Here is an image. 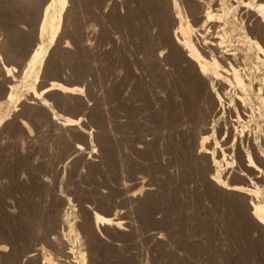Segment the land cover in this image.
Returning <instances> with one entry per match:
<instances>
[{
  "label": "rangeland",
  "instance_id": "374dc122",
  "mask_svg": "<svg viewBox=\"0 0 264 264\" xmlns=\"http://www.w3.org/2000/svg\"><path fill=\"white\" fill-rule=\"evenodd\" d=\"M109 1L110 0H69L68 9L70 8V11L68 16L64 13V17L62 19V28L60 31V35L61 33L62 35L60 36V39L54 40L52 42H48L49 36L47 34L44 36V41L49 43L46 60L41 64L39 68L40 70L38 73V78L32 76L31 79L30 77H25L24 72L27 68V65L31 62V56L34 52V48L36 50L38 48V43L40 44L39 40L36 39V36L34 35L36 33L38 24L33 25V23L27 21L26 19L23 20L24 17L15 19V21H19L18 23L14 22V24H18L16 27L19 35H21L18 40L13 41L12 44L6 49V47H3L1 44H3L7 39L8 27L6 26V22H4L2 19L3 14L0 13V53H2V58L0 59V247L4 249L7 248L8 250H6L9 251L10 245H8V243H5V237L8 235V233L16 230V220H19L22 216L23 204H31L34 209L39 207L35 211L36 215L34 214V217L36 218L35 220H39L42 216L41 219L45 221L47 219H53L56 216L57 223L59 222L57 224L59 225V227H56L54 231V235L58 236V239L55 241L46 239V241L48 240V242L43 240L44 242L42 243L44 245V250L41 253V256H38L33 260V264H41V261H44L45 257H49L53 263L56 262L57 264H76L75 261L80 258L81 252L86 253L87 258L84 264H152L153 261V264H171L170 262H172V264H249V258L250 260H254L250 261V264L252 262H254L253 264H256V258L253 255V251L250 253L252 255H247L248 252H246L250 249L249 247H252L251 241V245L247 247V244H249L248 240H252L253 242V238H251L250 236H241V224L235 219L238 218L237 220H239L241 213H244L246 210L248 211L249 206L247 205L245 207L246 204L243 201L242 205L240 199L243 198L240 194L236 195L231 193L232 196L230 198L228 192L223 193L224 191L221 192L222 189H220L216 184H210V182L208 181L209 179L207 180V175H209L208 173H210L209 171L205 172L204 177V175L201 174L200 171L198 172L194 169L190 171L191 168L187 169L184 168L185 166H182L183 164L181 163V160L179 158L180 152L177 149V143H175L176 139L178 141V138L181 137L182 130L176 129V127L179 128V126H177V123L174 129L175 122L172 123V121H174L173 117L171 120V124L173 125V127L171 129L172 125L167 121L164 122V120H162L160 116L163 114V109L166 103H171L172 101H174L175 103L177 101V103H179L178 99H181L180 102L182 101L183 90L180 82L182 80V77L184 78V76H181L183 74V69L178 70L170 64L168 65L163 63L162 67H165L167 73L162 76L164 79L160 77V79L158 80L159 77L154 73L151 74V72L145 66V51H143L145 43L141 31H143L144 29L146 33L149 32V39L151 37H154V39L157 38V34L159 33L158 31L160 30V27L162 25V21L161 19H159V16L155 15L157 11H154L155 9L152 10V8L150 10L149 8L151 5L146 0H144L145 2L141 3L142 6L138 2L139 0H132V2L131 0H129L130 2L128 0H125V2L124 0H119L118 4V0H116V3L114 2L115 0H111L110 3ZM178 2L181 7L183 21L185 22L191 20L193 23V20L195 18H193V14V16H191V12L190 10H188L185 4L186 2L184 0H178ZM143 5L146 6L144 7ZM41 6H44V3ZM81 7H83L84 9ZM212 7L213 11L214 9L216 11H214V13L218 12V14H220L221 12L222 15L223 13H225L221 9L220 5L218 6L217 4H214ZM80 11L81 13H79ZM85 13H87V15ZM133 13L134 16L130 17V15ZM129 17L131 18L130 20ZM123 18H125L124 21ZM21 19L23 22H21ZM77 19L79 22L77 21ZM116 19L118 22L116 21ZM193 24L194 27H197L195 23ZM221 24L222 25L219 26H222L224 28L217 26L215 28V26L213 25L214 27H209V31H218L217 33H223L225 35H228L230 32L229 35H234V30H232L231 27L228 26V23L222 21ZM159 25L160 27H158ZM225 25H227L228 27H225ZM71 29L72 32L70 33ZM75 29L76 31H78L77 35H75ZM139 31L140 36L138 34ZM128 36L130 37V39ZM21 37H23V39H21ZM65 38L69 41L67 45L71 51H76L77 49L79 50L80 48H82L81 42L87 43L89 40L92 46L89 45L88 42V44L85 45L86 47L84 46L82 48L85 53L89 55L87 56V60L90 58L91 61L90 62L88 60L90 64V71L87 72L88 76L85 72L82 75V78L79 77L76 80L70 64H68L65 60L63 63V59H60L61 57L56 54L58 47L60 48V46L66 44ZM56 46L57 49L55 48V51H53L52 49ZM52 51L55 52L56 55ZM253 55H259L260 57L263 56L256 51H253ZM263 60L261 59V64L257 60L253 61V74L256 75L259 73L261 75L262 73L263 75ZM258 62L259 66L255 67V65H258ZM4 63H6L7 65L12 64L16 67L15 70L13 69L14 71L10 72L11 74L9 76L6 74L8 72H6L5 69H3L4 67H2L4 66ZM57 64L58 66H56ZM53 65L54 67L56 66L57 69L59 68L56 74H53L51 71ZM260 67H263L262 70H259L261 69ZM254 69H257L258 71ZM51 80H61L63 83L68 84L75 83L74 85H77L79 88L81 87L80 90L82 92L78 96L77 94H69L67 96L60 97L58 93H51V95L49 94V96L46 94H41L42 98L41 96H38L37 99L36 97L33 98L34 96H32L31 93L33 86H37L36 89L40 91L41 88L45 87L46 84L51 82ZM9 84L12 88H10V86L8 87ZM255 86L256 85L254 84V88L248 87L249 92L253 93V97H255L256 95V93H254V89L257 90V87ZM6 88L8 90H14L13 93L17 96V98L14 97V101L7 99V94L9 92H4ZM229 88L230 87H227L225 89L226 91L224 90V92H222L221 98H218L217 96L215 98H212V100L210 97L205 98L207 100V102L205 100V108L206 110H208L207 113L213 112V114H210L213 117L212 120L208 116H205V129L209 134L208 144L210 146L212 144L213 146H211L212 148L210 149V151H216L215 153H213V157L215 154L217 155L216 157H214L216 160L220 157L218 161L221 164L217 165V168L220 169L219 175H223L222 177L224 179L222 177L221 178L225 183L232 182V184H241L242 181L243 185L248 186V184H250L249 186L254 185V187H259V192L262 191L263 193L264 173H262L261 176V171L258 170L260 173H255L254 170H249L248 167L244 165V163L242 164L246 168L244 167V169H242L243 165L239 163V160L241 162H245L248 160V163L249 159L252 156H255L256 160H254L256 161L257 165L260 166V162L262 160L254 151H252L253 148L251 150L252 141L250 142L247 138L251 137L250 140H252L253 137L257 136V134V137L264 136V113H260L261 109L262 112H264V101L259 99V104L258 102H256L258 106L262 105L260 111L259 109L256 110L257 118H250L251 120L253 119L252 121H248L250 124L247 123V120L245 121L246 123L242 121V123L247 124V129L249 128V132L247 131V129H245L244 133L243 131H241L244 127L242 128L241 125H238L236 123L241 122L239 120V115L245 118V111L239 105H237V103H234L236 102V99H238V97L235 96V93H233L234 90H229ZM114 91L117 93V96H115V98L113 97L112 99L109 98V93H112ZM90 93L92 96L90 95ZM94 98H97V100L95 101ZM106 99L107 105L104 101ZM217 99L223 101V103H220V101ZM99 101L102 103L98 107L99 111L102 106L104 107L101 110L104 115L100 112L101 117H103L101 121L104 124L103 126L106 128V131H108V133L110 132V135L107 133V135L111 137L107 139L108 142H106V140L99 132L101 131V127L98 125L97 121L93 123V120H90L91 113L89 116V111L91 112ZM229 101H232V105ZM211 103L214 106L216 104L217 108L212 106ZM93 104H95V106H93ZM222 105H225V109ZM234 107H237V110L234 109ZM232 109L234 110L231 111ZM106 110L108 113L106 112ZM258 112L260 113V115L258 114ZM236 113L238 114V116H234V114L237 115ZM217 114H219L218 117L220 119L217 118ZM229 114L231 118L228 117ZM249 115L250 112H248V116ZM258 115L263 118L262 121L260 120V117L258 119ZM72 116H74L76 120H79V125L82 127L83 132L84 130L86 131L87 138L83 134H77L68 128L66 131V128L61 127V122L65 118H69ZM221 117L223 121L221 120ZM255 119H258L257 122ZM105 120L108 124L106 122H103ZM23 121H25L27 127L23 125ZM221 121L222 123L220 124L219 122ZM112 122L115 123L113 124ZM224 123L226 126H224ZM226 123L228 124V126ZM99 124L101 125V123ZM236 125L239 127L236 128ZM251 125H255V127L258 129L254 127L256 129L255 130ZM225 128L227 129L225 130ZM251 128L253 129L251 130ZM223 129L225 130V132H223ZM219 130H221V136L225 133L223 137L219 135ZM229 130L231 131V133ZM254 132L256 133V136ZM112 133L114 136L111 135ZM123 133H125V137H130L129 143L128 139H126V142ZM174 133H176V136L174 135ZM226 133H229L230 135H226ZM234 133L236 135H234ZM243 135H247V138L243 137ZM220 137L221 139H219ZM229 137L231 138V140L233 139L231 142ZM239 137L243 139L242 144L245 147V150L247 149V146L250 147L248 151L249 153H247L246 151V154L243 156L245 160H242L240 156L237 155L239 154L237 150V148L239 147L238 142H240L241 140ZM141 139L145 141L146 144ZM166 139L169 140L167 141ZM110 142L111 144H109ZM139 142H143L142 144L144 146H147L148 144L147 147L151 149L154 154L151 153L150 156L142 157V153H138L137 151H135V149H132L136 147ZM79 143H82V145L86 147L84 153L73 152L72 149H74V145ZM112 143L113 145H115L114 147H111L113 146ZM116 143L118 145H116ZM154 149L155 151H153ZM139 154H141L142 156ZM245 156L247 157V159ZM133 158L135 159L133 160ZM238 165H240L241 167ZM238 167H240L241 169H239ZM260 167H262V169L264 168L263 162H261ZM127 168H129V171ZM235 169H238V171L236 172ZM120 172H122V177ZM262 172H264V169L262 170ZM237 173H243L244 176L241 177V175H237ZM247 177L249 178V180ZM240 178L242 179L240 180ZM251 180L252 182H250ZM207 184H210V186H208ZM212 184L215 186V189ZM146 187L148 190L146 189ZM159 187L161 188L159 189ZM210 187L213 189L214 193L212 192ZM218 188L220 190H218ZM205 189H209V191H206ZM139 190H142L143 192L140 193ZM216 191H220V193L218 192L219 196L217 194L215 195ZM134 192H136V194L138 195H136L135 198H133L134 196H132L131 194ZM204 193H206L205 195H207V199L205 198V195H203ZM222 193L223 195H221ZM227 193L229 195V200L227 197ZM147 196L150 197L149 200ZM60 197L62 199H60ZM143 197L147 198V200H144ZM232 197L234 198V200H232ZM209 198L212 200H209ZM218 198L219 200L222 199V201L224 198L225 199L223 202H221V200L219 201ZM141 199H143L144 201ZM215 199L219 202L218 204L216 203ZM31 200L33 202H31ZM253 200L255 204L256 198H252V205ZM22 201H24V203ZM225 201H231L232 204L230 205L231 207H234V210H232L231 207L229 210V203L227 202V205ZM238 201L240 203H237ZM221 203L224 205H222ZM168 204L169 206H167ZM185 205L187 208L185 207ZM239 205H241L243 208H240ZM18 206H21L22 209L18 208ZM239 209L240 211L238 213ZM38 211H40V214H38ZM94 211H98L105 215L120 217L126 222L124 224V230L116 229L113 228V226L109 225H101L100 228L102 230L98 231V229H96L93 224L92 217ZM232 211L234 214L236 213L237 217L236 215H233ZM38 216H40L39 219L37 218ZM227 218L230 219L227 220L228 222L226 221ZM233 220H235L234 223ZM212 222L213 224H215L213 225ZM14 224L16 225V227L14 226ZM221 224H223V226H220ZM238 225H240V227ZM90 228H92V233H90ZM212 228L217 229H215L217 234ZM211 229L212 231H214L213 233L212 231H210ZM57 230H59V233L57 232ZM233 231L235 234L233 233ZM166 233H168V235ZM155 235L157 237L161 236L159 237L160 239ZM166 236H168L169 239ZM222 237L223 240L226 241L227 245L223 241L221 244ZM235 237H238L239 239H235ZM211 238L213 240H210ZM218 239H220V243L217 241ZM186 240H188L187 245ZM207 241L209 242L207 243ZM211 241H214V244L210 243ZM245 242L247 244H245ZM217 243L221 247V249L219 246H215ZM6 244L8 245V247ZM232 244L234 245L232 246ZM243 244L246 250L243 247ZM207 245H210V247H208ZM213 247L214 249H212ZM218 247L219 252L218 249H216ZM215 249L216 252H214ZM241 249L243 252L245 250L246 255L243 256V253L241 254ZM65 253H69V256H65ZM249 255L252 256V258ZM220 257H222L223 259ZM226 257L229 258V261L227 262L225 260L227 259ZM241 257H244V260H241ZM1 258L5 259L4 256H2ZM233 258L234 260L231 261ZM31 263L32 261L30 262V264Z\"/></svg>",
  "mask_w": 264,
  "mask_h": 264
},
{
  "label": "bare ground",
  "instance_id": "6f19581e",
  "mask_svg": "<svg viewBox=\"0 0 264 264\" xmlns=\"http://www.w3.org/2000/svg\"><path fill=\"white\" fill-rule=\"evenodd\" d=\"M43 0H0V13L3 14L2 15V19L4 22H6V26L8 27V31H7V39L4 41L3 44H1L3 47H7L10 46L12 44L13 41L18 40L20 35L18 33L17 30V25L18 24H14L15 19L19 18V17H24V19H26L27 21L33 23V25L38 24L37 28H36V33L34 34L36 36V39L39 40L40 44L38 43V48L35 50L34 48V52L31 56V62L27 65V68L24 72L25 77H30V79L32 78V76H34L35 78H38V73H39V68L41 66L42 63L45 62L46 60V54L48 52V48H49V41L52 42L54 40H58L60 39V31H61V25H62V19L64 17V13L68 16L70 8L68 9V2L69 0H44V6H41ZM111 1V0H110ZM109 1V3H110ZM114 1V0H112ZM129 1V0H128ZM151 6H150V10L152 8V10L157 11L155 13V15L159 16V19H161L162 21V25L160 27V25L158 27H160V30L157 32V38L154 39V37H151L149 39V32L146 33V31L143 29V31H141L142 35H143V39H144V43H145V47L143 49L144 54H145V66L146 68L151 72V74H156L160 79V77H162L165 73H167V71L165 70V67H162V64H170L172 66H174L175 68H177L178 70H182L183 69V74L181 76H184V78L182 77V80L180 82L181 86H182V90H183V99L180 102V100L178 99L179 103H176L174 101V103H166V105L164 106L163 109V114L160 115L162 120L167 121L168 123L171 124V120L172 117L174 119L173 122H175L174 124V129H175V125L177 123V126H179V128L176 127V129H181L182 130V135L180 138H178V141L176 139L177 143V149L180 152V160L181 163L183 164L182 166H185L184 168H191L190 171L192 169L197 170L198 172L200 171L201 174L204 175L205 177V172L209 171L210 173H208L209 175H207V180L211 183L216 184L221 190V192L226 193L228 192L231 198V193L232 194H240L242 196L243 199H239L241 200V203L243 205V202L246 204L245 207L248 205L249 209L248 211L246 210L244 213H241L239 220H237L238 218H235L236 221H239V223L241 224V231L240 234L243 237H248L250 236L251 238H253V242L252 240H248L249 244H247L245 242V244H247L249 247L252 244V247H249L247 255L250 254L253 251V255L256 258V264H264V192L262 193V191L259 192V187H254V185L249 186L250 184L247 185H243L242 181L241 184H232V182L230 183H225L224 180H222V176L219 175V171L220 169L217 168V165L221 164L219 163L218 158L217 160L214 158L217 155L215 154L213 157V153H215L216 151H210V149L213 147L212 144L211 146L208 144L209 142V134L208 132H206L205 129V116H208L209 118H211L212 120V113H207L208 110H206L205 108V98L206 97H210L211 100L212 98H215L216 96L218 98H221V94L222 92H224V90L227 87H230L229 90H234L233 93H235V96L238 97V99H236L237 105H239L244 111H245V118L241 117L239 115V120L241 122H235L238 125L242 126V130L245 133V129H247V124H245L246 120L247 123H249L248 121L251 120L250 118H257L256 113L259 109H261L262 105H257L256 102H258L259 104V99L264 101V71H263V75L261 73V75L258 74H253V61L257 60V61H261V59L263 60L264 58V8H262L261 6L264 5V0H184L186 3V6L188 8V10H190L191 12V16L194 15L193 18H195L193 20V23H195V25L197 27H194V24L192 23L191 20L189 21H183V17L181 14V7L180 4L178 2V0H146ZM116 3V0L114 1ZM125 2V0H124ZM130 2V1H129ZM128 2V3H129ZM132 2V0H131ZM137 2V1H136ZM139 4L141 5L142 2H145L144 0H140L138 1ZM73 3V2H72ZM78 3V2H77ZM112 3V2H111ZM114 3V4H115ZM119 3V0L117 2V4ZM127 3V4H128ZM146 4V3H145ZM217 4L218 6H221V9L225 12L222 13L220 12V14L214 13L213 11V5ZM97 5V4H96ZM104 5V4H103ZM113 5V4H112ZM139 6V5H138ZM142 6V5H141ZM144 6V5H143ZM146 6V5H145ZM144 6V7H145ZM88 7V6H87ZM112 7V6H111ZM117 7V5H116ZM77 8V7H76ZM80 8V6H79ZM83 8V7H81ZM103 8V7H102ZM115 8V7H114ZM147 8V7H146ZM215 8V6H214ZM84 9V8H83ZM119 9V8H118ZM139 9V8H138ZM76 10V9H75ZM74 10V11H75ZM134 10V9H133ZM85 11V10H84ZM103 11V9H102ZM73 12V11H72ZM114 12V11H113ZM189 12V13H190ZM216 12V11H215ZM81 13V11L79 12ZM83 13V12H82ZM104 13V12H103ZM138 13V12H137ZM154 13V12H153ZM87 15V13H85ZM90 14V12H89ZM111 14V13H110ZM149 14V13H148ZM147 14V15H148ZM193 14V15H192ZM83 15V14H82ZM130 15V14H129ZM93 16V15H92ZM91 16V17H92ZM117 16V15H116ZM115 16V17H116ZM134 16V13L130 15ZM76 17V16H75ZM124 17V16H123ZM129 17V20L131 19ZM80 18V17H79ZM96 18V17H95ZM135 18V17H133ZM141 18V17H140ZM66 19V18H64ZM75 19V18H74ZM120 19V17H119ZM125 18H123L124 21ZM188 19V18H187ZM223 19V20H222ZM20 20V19H18ZM25 20V21H26ZM88 20V19H87ZM90 20V19H89ZM99 20V19H98ZM115 20V19H114ZM122 20V18H121ZM68 21V20H67ZM78 21V19H77ZM103 21V18H102ZM117 21V19H116ZM134 21V20H133ZM191 21V22H190ZM222 21H224L225 23H228L229 27H231L232 30H234V35H225V34H221V33H217L216 31L214 32H210V28L211 26H216L217 27H222L219 25H222ZM19 22V21H18ZM17 22V23H18ZM21 22L22 19H21ZM79 22V21H78ZM87 22V21H86ZM118 22V21H117ZM116 22V23H117ZM159 22V20H158ZM219 22V23H218ZM81 23V22H80ZM97 23V22H96ZM131 23V22H130ZM141 23V21H140ZM118 24V23H117ZM126 24V23H125ZM160 24V23H159ZM119 25V24H118ZM158 25V24H157ZM224 25V24H223ZM120 26V25H119ZM130 26V25H128ZM132 26V24H131ZM213 26V27H214ZM227 25H225L226 27ZM227 26V27H228ZM79 27V26H78ZM104 27V26H103ZM20 28V27H19ZM77 28V26H76ZM80 28V27H79ZM85 28V27H84ZM88 28V27H86ZM133 28V27H132ZM224 28V27H222ZM7 29V28H6ZM95 29V26H94ZM137 29V28H136ZM140 29V28H139ZM208 29V30H207ZM212 29V28H211ZM230 29V30H231ZM91 30V29H90ZM107 30V29H105ZM216 30V29H215ZM76 31V29H75ZM129 31V30H128ZM138 31V30H136ZM28 32V31H27ZM26 32V33H27ZM72 32V29L70 30V33ZM77 32V33H76ZM75 32V35L78 34V31ZM87 32V31H86ZM85 32V33H86ZM106 32V31H105ZM112 32V31H111ZM117 32V31H116ZM24 33V32H23ZM69 33V34H70ZM74 33V32H73ZM140 33V31L138 32V34ZM233 33V32H231ZM49 36L48 42L44 41V36L45 35ZM129 34V33H128ZM137 34V35H138ZM4 35V34H3ZM68 35V34H67ZM73 35V34H72ZM95 35V34H94ZM23 36V35H22ZM87 36V35H86ZM127 36V35H126ZM140 36V34H139ZM76 37V36H74ZM80 37V36H79ZM108 37V36H107ZM129 37V36H128ZM138 37V36H137ZM33 38V37H32ZM153 38V39H152ZM21 39H23V37H21ZM25 39V38H24ZM66 39V38H65ZM76 39V38H75ZM88 39V38H87ZM115 39V38H114ZM130 39V37H129ZM3 40V39H1ZM37 40V41H38ZM78 40V39H77ZM20 41V40H19ZM23 41V40H21ZM25 41V40H24ZM65 41V40H64ZM71 41V40H70ZM87 41V40H86ZM110 41V40H109ZM85 42V41H84ZM89 42V40H88ZM87 43H82V48L88 44ZM92 42V41H91ZM33 43V41H32ZM69 41L66 39V44L63 46H60V48L58 47V50L56 51L61 58L63 59V63L64 60L70 64L72 71H73V75L76 78L81 77L82 75L88 71H90V67H89V61L90 58L87 60V53H85V51L80 48L78 51H71L68 48V44ZM126 44V43H125ZM89 45L90 42H89ZM58 46V45H57ZM57 46L54 47L52 50L55 51L54 49H57ZM92 46V45H91ZM96 46V45H95ZM2 47V48H3ZM86 47V46H85ZM134 47V46H133ZM23 48V47H22ZM88 48V47H87ZM9 49V48H8ZM139 49V48H138ZM8 51V50H7ZM11 51V50H10ZM52 51V52H53ZM244 51V52H243ZM253 51H256L260 54H262L263 56L260 57L259 55H253ZM12 53V52H11ZM55 54V52H53ZM105 53V52H104ZM120 53V52H119ZM55 54V55H56ZM89 54V53H88ZM116 54V53H115ZM12 55V54H11ZM18 56V55H17ZM52 56V55H51ZM94 56V55H93ZM135 56V55H134ZM58 57V56H57ZM2 58V53H0V59ZM256 58V59H255ZM54 59V58H53ZM135 59V58H134ZM255 59V60H254ZM260 59V60H259ZM30 60V59H29ZM124 60V59H123ZM96 61V59H95ZM102 61V60H101ZM62 62V61H61ZM65 62V63H66ZM91 62V61H90ZM120 62V60H119ZM259 62L258 65L259 66ZM264 62V60H263ZM263 62H262V66H263ZM50 63V62H49ZM57 63V62H56ZM55 63V64H56ZM102 63V62H101ZM138 63V62H137ZM136 64V63H135ZM261 64V62H260ZM49 65V64H48ZM61 65V64H60ZM65 65V64H64ZM58 66V64L56 65ZM56 66L51 68L52 73L56 74V72H58L56 68ZM62 66V65H61ZM124 66V65H123ZM4 67L3 69H5L6 73L8 76L11 74L10 72L15 70V66H13L12 64L7 65L6 63H4ZM262 70L263 67H260ZM14 69V70H13ZM68 70V69H67ZM145 70V69H144ZM143 70V71H144ZM176 70V71H178ZM256 71H258L257 69H254ZM255 71V72H256ZM62 72V71H61ZM68 72V71H67ZM94 72V71H93ZM2 73V72H1ZM66 73V72H65ZM95 73V72H94ZM136 73V71H135ZM177 73V72H176ZM71 74V73H69ZM134 74V73H133ZM173 74V73H171ZM180 75V74H179ZM178 75V76H179ZM14 76V75H13ZM88 76V74H87ZM94 76V75H93ZM68 77V76H67ZM92 77V76H91ZM114 77V76H113ZM134 77V76H133ZM151 77V76H150ZM171 77V76H169ZM95 78V77H94ZM97 78V77H96ZM13 79V78H12ZM139 79V78H138ZM153 79V78H152ZM156 79V78H155ZM162 79H164L162 77ZM161 79V80H162ZM70 80V79H69ZM95 81V80H94ZM108 81V80H107ZM140 81V80H139ZM180 81V80H179ZM70 82V81H69ZM142 82V81H141ZM140 82V83H141ZM174 82V81H172ZM36 83V82H35ZM72 83V82H71ZM160 83V82H159ZM170 83V81H169ZM75 84V83H74ZM72 84H68V83H63L61 80L59 81H55V80H51V82H49L48 84H46L45 87H42L40 91H38L36 89L35 86H33V89L31 91L32 96H34L33 98L36 97V99L38 98V96H41V94H46L49 96V94L51 95V93H58L60 97H64L67 96L69 94H77V96L82 92L80 90V88L77 85ZM89 84V83H88ZM87 84V85H88ZM254 84L256 85L255 87H257V90H255L254 93H256L255 97L252 96L253 93L249 92V88H254ZM10 86V84L8 85V87ZM127 86V85H126ZM160 86V85H159ZM168 87V85H167ZM10 88H12L10 86ZM84 88V87H83ZM125 88V87H124ZM131 88V87H130ZM176 88V87H175ZM86 89V88H85ZM136 89V88H135ZM21 90V89H20ZM88 90V89H87ZM90 90V89H89ZM129 90V89H128ZM132 90V89H131ZM145 90V89H144ZM166 90V89H165ZM174 90V89H173ZM253 90V91H254ZM7 91L9 92L7 94V99L9 100H13L14 101V97L17 98V96L13 93L14 90H8L7 88L4 90V92ZM134 91V90H133ZM147 91V90H146ZM152 91V90H151ZM175 91V90H174ZM226 91V90H225ZM257 91V92H256ZM148 92V91H147ZM177 92V91H176ZM1 93V92H0ZM17 93V92H16ZM135 93V92H133ZM230 93V92H229ZM18 94V93H17ZM175 94V93H173ZM178 94V93H176ZM45 95V97H46ZM91 95V93H90ZM107 95V94H106ZM143 95V94H142ZM6 96V95H5ZM92 96V95H91ZM94 96V95H93ZM115 96H117V93L114 91L112 93H109L108 97L109 98H115ZM128 96V95H126ZM138 96V95H137ZM144 96V95H143ZM176 96V95H175ZM223 96V95H222ZM57 97V96H56ZM181 97V98H182ZM236 97V98H237ZM15 98V99H16ZM42 98V96H41ZM58 98V97H57ZM101 98V96H100ZM105 98V97H104ZM103 98V99H104ZM147 98V97H146ZM153 98V97H152ZM224 98V97H223ZM40 99V98H39ZM95 99V98H94ZM110 99V101H111ZM124 99V98H123ZM175 99V98H174ZM45 100V99H44ZM64 100V99H63ZM97 100V98L95 99V101ZM118 100V99H117ZM128 100V99H127ZM172 100V99H171ZM219 100V99H217ZM216 100V101H217ZM222 100V99H221ZM225 100V99H224ZM232 100V98H231ZM32 101V100H31ZM42 101V99H41ZM105 102L107 101L104 100ZM109 101V102H110ZM115 101V100H114ZM146 101V100H145ZM220 101V100H219ZM46 102V101H45ZM137 102V101H135ZM207 102V100H206ZM223 103V101H220V103ZM230 102V101H229ZM232 102V101H231ZM230 102V103H231ZM262 102V101H261ZM1 103V102H0ZM13 103V102H12ZM44 103V102H43ZM47 103V102H46ZM97 103V102H95ZM139 103V102H138ZM217 103V102H216ZM219 103V105H220ZM227 103V102H226ZM102 103L99 101L98 104H93V106H95L92 111H89V116L91 113V118L90 120H93V123L95 121H97L98 125L101 127V131H99L101 133V135L103 136V138L106 140V142H108V138L110 137V132L108 133V131H106V128L103 126L104 124L102 123V118L101 117V113H102V108H104L102 106V108H100V111L98 109V107L101 105ZM107 105V102L105 103ZM104 104V106H105ZM119 104V103H118ZM122 104V103H121ZM212 104V103H211ZM262 104V103H261ZM34 105V104H33ZM127 105V104H126ZM232 105V103H231ZM258 107H257V106ZM62 106V105H61ZM76 106V105H75ZM212 106H214L212 104ZM211 106V107H212ZM223 106V105H222ZM225 106V105H224ZM223 106V108H224ZM78 107V105H77ZM116 107V106H115ZM216 107V104L215 106ZM80 108V107H79ZM217 108V107H216ZM232 108V107H231ZM9 109V108H8ZM16 109V108H15ZM74 109V108H73ZM76 109V107H75ZM222 109V108H221ZM225 109V108H224ZM234 109L237 110V107ZM234 109H232L231 111H233ZM85 110V109H84ZM88 110V109H87ZM86 110V111H87ZM91 110V109H90ZM137 110V109H136ZM235 110V112H236ZM239 110V109H238ZM70 111V110H69ZM74 111V110H73ZM222 111V110H221ZM226 111V110H225ZM224 111V112H225ZM230 111V110H229ZM101 112V113H100ZM107 112V110H106ZM248 112H250V115L248 116ZM31 113V112H30ZM108 113V112H107ZM136 113V112H135ZM156 113V112H155ZM260 113H264L261 112ZM260 113L258 112V114L260 115ZM103 114V113H102ZM157 114V113H156ZM216 114V113H215ZM226 114V113H225ZM237 114V113H236ZM104 115V114H103ZM133 115V114H132ZM219 114H217V118ZM232 115V114H231ZM258 115V119L259 116ZM225 116V115H224ZM234 116H238L234 114ZM32 117V116H31ZM60 117V116H59ZM63 117V116H62ZM79 117V116H78ZM143 117V116H142ZM153 117V116H152ZM171 117V118H170ZM227 117V115H226ZM230 117V114L229 116ZM80 118V117H79ZM78 118V119H79ZM231 118V117H230ZM233 118V117H232ZM236 118V117H235ZM238 118V117H237ZM264 118V117H263ZM260 117V120L262 121V119ZM84 119V118H83ZM220 119V118H219ZM218 119V120H219ZM234 119V118H233ZM257 119V120H258ZM126 120V118H125ZM124 120V121H125ZM161 120V119H160ZM209 120V121H211ZM215 120V119H214ZM221 120L223 121L222 117ZM253 120V119H252ZM251 120V121H252ZM256 120V119H255ZM256 120V122H257ZM89 121V120H88ZM151 121V120H150ZM219 122L220 124L222 123ZM242 121H244L245 123H242ZM104 123L107 121H103ZM146 122V121H145ZM163 122V124H164ZM259 122V121H258ZM24 126L27 127V124H25V121L22 122ZM101 123V125L99 124ZM113 123V122H112ZM115 123V122H114ZM113 123V124H114ZM234 123V122H233ZM60 124V122H59ZM82 124V122H81ZM108 124V123H107ZM121 124V123H120ZM147 124V123H146ZM162 124V123H161ZM169 124V126H170ZM207 124V123H206ZM211 124V123H210ZM215 124V121H214ZM227 124V123H226ZM250 124V123H249ZM248 124V125H249ZM262 124V123H260ZM263 124H264V119H263ZM95 125V124H93ZM118 125V124H117ZM166 125V124H165ZM172 125V124H171ZM217 125V123H216ZM219 125V124H218ZM7 126V125H6ZM87 126V125H86ZM85 126V127H86ZM168 126V125H167ZM222 126V125H221ZM224 126L225 123H224ZM228 126V124H227ZM253 126V125H251ZM258 126V125H256ZM61 127L66 128L65 130L67 131L68 129H71L73 132L77 133V134H83L86 138H87V133L84 130V132L82 131V127L79 125V120H76L74 118V116L69 117V118H65L62 122H61ZM97 127V126H96ZM173 125L171 126L172 129ZM223 127V126H222ZM221 127V128H222ZM239 126L236 125V128H238ZM255 127V125L253 126V128ZM167 128V127H166ZM210 128V127H209ZM213 128V127H212ZM216 128V127H215ZM218 128V127H217ZM230 128V127H229ZM251 128V130L253 129ZM256 128V127H255ZM254 128V129H255ZM63 129V128H62ZM153 129V128H152ZM155 129V128H154ZM157 129V128H156ZM170 129V127H169ZM173 129V131H174ZM227 128H225L226 130ZM231 129V128H230ZM249 129V128H248ZM247 129V131L249 132V130ZM258 129V128H256ZM255 129V130H256ZM264 129V126H263ZM32 130V129H31ZM111 130V128H110ZM109 130V131H110ZM114 130V129H113ZM212 130V129H211ZM225 130L223 129V132H225ZM233 130V129H232ZM236 130V129H235ZM250 130V132H251ZM18 131V130H17ZM97 131V130H96ZM172 131V130H171ZM172 131V132H173ZM220 131L219 130V135H220ZM230 131V130H229ZM259 131V130H258ZM257 131V132H258ZM262 131V130H261ZM260 131V132H261ZM264 131V130H263ZM114 132V131H113ZM118 132V130H117ZM130 132V131H128ZM135 132V131H134ZM137 132V131H136ZM139 132V131H138ZM164 132V131H163ZM215 132V131H214ZM228 132V131H227ZM5 133V132H4ZM107 133L109 135H107ZM126 133V132H125ZM125 133H123L125 140L128 139V143L130 142L128 138L125 137ZM143 133V132H142ZM211 133V132H210ZM218 133V130H217ZM231 133V131H230ZM233 133V132H232ZM238 133V132H237ZM255 133V132H254ZM263 133V132H262ZM156 134V133H155ZM176 133H174L175 135ZM208 134V135H207ZM229 134V133H228ZM226 133V135H228ZM113 135V133L111 134ZM224 134H222L221 137H223ZM230 135V134H229ZM234 135H236L234 133ZM233 135V136H234ZM114 136V135H113ZM148 136V135H147ZM176 136V135H175ZM213 136V135H212ZM211 136V137H212ZM218 136V135H217ZM247 135H243V137H246ZM256 136V133H255ZM258 136V134H257ZM253 137L252 140H250V138L248 137L247 139H249V141H252V146H251V150L253 148L252 151H254L259 158L262 160L261 162L264 163V136L263 137ZM84 137V138H85ZM135 137V136H134ZM158 137V136H157ZM162 137V135H161ZM160 137V138H161ZM170 137V136H168ZM221 137L219 139H221ZM242 137V135H241ZM91 138V136H90ZM111 138V137H110ZM133 138V137H132ZM213 138V137H212ZM218 138V137H217ZM225 138V137H224ZM228 138V137H226ZM230 138V137H229ZM233 138V137H232ZM240 138V137H239ZM74 139V138H73ZM215 139V137H214ZM235 139V138H234ZM241 139V138H240ZM121 140V138H120ZM133 140V139H132ZM142 140V139H141ZM167 140V139H166ZM169 140V139H168ZM167 140V141H168ZM233 140V139H232ZM230 138V142L232 141ZM243 139L240 140V142H238L239 147L237 148L239 154H237L238 156H240V158L243 160V156L247 153H249V148L247 146V149L245 150V147L243 146ZM143 141V140H142ZM147 141V140H146ZM221 141V140H219ZM224 141V139H223ZM127 142V140H126ZM138 142V141H137ZM145 143V141H143ZM142 142V143H143ZM249 142V143H250ZM100 143V142H99ZM136 143V142H135ZM142 143L139 142V144L136 145V147L132 148L135 149V151H137L138 153H142L143 156L141 154L142 157L144 156H150V154H154V152H152L151 149H149L147 146L143 145ZM215 143V142H214ZM233 143V142H232ZM10 144V143H9ZM22 144V143H21ZM111 144V142L109 143ZM121 144V143H120ZM119 144V145H120ZM146 144V143H145ZM161 144V143H160ZM237 144V145H238ZM247 144V143H246ZM93 145V144H92ZM100 145V144H99ZM113 145V143H112ZM116 145H118L116 143ZM159 145V144H158ZM166 145V144H165ZM215 145V144H214ZM98 146V145H97ZM115 145L111 146L114 147ZM121 146V145H120ZM119 146V147H120ZM126 146V145H125ZM128 146V145H127ZM150 146V145H149ZM216 146V145H215ZM214 146V147H215ZM250 146V145H249ZM123 147V146H122ZM121 147V148H122ZM222 147V146H221ZM85 148L82 143L79 144H75L74 145V149L73 152H83L85 151ZM117 148V147H116ZM120 148V150H121ZM155 148V147H154ZM114 149V148H113ZM128 149V148H127ZM162 149V148H161ZM172 149V148H171ZM157 150V149H156ZM163 150V149H162ZM214 150V149H213ZM221 150V149H220ZM225 150V149H224ZM250 150V151H251ZM1 151V150H0ZM89 151V150H88ZM155 151V149L153 150ZM219 151V150H218ZM229 151V150H228ZM158 152V151H157ZM173 152V151H171ZM178 152V153H179ZM78 153V154H79ZM123 153V152H122ZM136 153V152H135ZM137 153V154H138ZM164 153V152H163ZM167 153V152H166ZM3 154V153H2ZM254 154V153H253ZM84 155V154H83ZM93 155V154H92ZM132 155V154H131ZM135 155V154H134ZM236 155V156H237ZM248 155V154H247ZM250 155V154H249ZM108 156V155H107ZM154 156V155H153ZM172 156V155H171ZM80 157V156H79ZM157 157V156H156ZM155 157V158H156ZM246 157V156H245ZM251 157V156H248ZM253 157V156H252ZM249 159V162L247 163V161H243L241 162L239 159V163H241V165H243L242 163H244V165L246 167H248L249 170H254L255 173L261 171V176H262V167L261 166V162H260V166L257 165L256 163V159L255 156L253 158ZM109 158V157H108ZM223 158V157H222ZM221 158V159H222ZM119 159V158H118ZM135 158H133L134 160ZM148 159V158H147ZM247 159V157H246ZM255 159V160H254ZM150 160V159H148ZM232 160V159H231ZM245 160V159H244ZM91 161V160H90ZM151 161V160H150ZM233 161V160H232ZM124 162V161H123ZM133 162V161H132ZM138 162V161H137ZM153 162V161H152ZM231 162V161H230ZM128 163V162H127ZM136 163V162H135ZM180 163V161H179ZM233 163V162H232ZM247 163V164H246ZM120 164V163H119ZM122 164V163H121ZM125 164V163H124ZM165 164V163H164ZM163 164V165H164ZM168 164V163H166ZM234 164V163H233ZM114 165V164H113ZM149 165V162H148ZM243 168L244 169V166ZM139 166V165H137ZM172 166V165H171ZM240 166V165H238ZM263 166V165H262ZM107 167V166H106ZM111 167V166H110ZM120 167V166H119ZM141 167V166H140ZM173 167V166H172ZM175 167V165H174ZM224 167V166H223ZM241 167V166H240ZM240 167H238L239 169H241ZM245 167V168H246ZM121 168V167H120ZM178 168V167H177ZM115 169V168H114ZM118 169V168H117ZM129 171V168H127ZM145 169V168H144ZM162 169V168H161ZM224 169V168H223ZM231 169V167H230ZM121 170V169H120ZM123 170V169H122ZM126 170V169H125ZM136 170V169H135ZM134 170V171H135ZM193 170V171H194ZM236 170V169H235ZM247 170V169H246ZM247 170V171H249ZM259 170V171H258ZM155 171V170H154ZM153 171V172H154ZM174 171V170H173ZM222 171V170H221ZM225 171V170H224ZM227 171V170H226ZM234 171V170H233ZM238 171V169L236 170V172ZM195 172V171H194ZM245 172V171H244ZM250 172V171H249ZM253 172V171H252ZM121 173V177H122V172ZM126 173V172H125ZM124 173V175H125ZM133 173V172H132ZM260 173V172H259ZM2 174V172H1ZM151 174V173H150ZM154 174V173H153ZM152 174V175H153ZM161 174V173H160ZM159 174V175H160ZM165 174V173H164ZM242 176H244V174L242 175L241 173H239ZM237 173V175H239ZM130 175V174H129ZM183 175V173H182ZM225 175V174H224ZM256 175V174H255ZM258 175V174H257ZM4 176V175H3ZM11 176V175H10ZM154 176V175H153ZM222 177V178H221ZM227 177V176H225ZM249 177V176H248ZM247 177V178H248ZM256 177V176H255ZM159 178V177H158ZM246 178V179H247ZM260 178V177H259ZM263 178V177H262ZM6 179V178H5ZM168 179V178H167ZM166 179V180H167ZM170 179V178H169ZM224 179V178H223ZM242 178H240L241 180ZM245 179V177H244ZM136 180V179H135ZM151 180V179H150ZM230 180V179H229ZM249 180V178H248ZM121 181V180H120ZM263 181V180H262ZM125 182V181H124ZM208 182V183H209ZM237 182V181H236ZM239 182V181H238ZM247 182V180H246ZM252 182V180L250 181ZM182 183V182H181ZM127 184V183H124ZM139 184V182H138ZM157 184V183H156ZM170 184V183H169ZM210 184H207L208 186H210ZM254 184V183H253ZM261 184V183H260ZM145 185V184H144ZM168 185V184H167ZM166 185V186H167ZM184 185V184H183ZM189 185V184H188ZM206 185V186H207ZM213 185V184H212ZM205 186V185H204ZM214 186V185H213ZM216 186V187H217ZM258 186V185H257ZM263 186V185H262ZM10 187V186H9ZM140 187V186H139ZM154 187V185H153ZM175 187V184H174ZM12 188V187H11ZM144 188V186H143ZM150 188V187H149ZM161 187H159L160 189ZM165 188V187H164ZM167 188V187H166ZM171 188V187H169ZM208 188V187H207ZM211 188V187H210ZM209 188V189H210ZM218 188V190H220ZM129 189V188H128ZM147 189V187H146ZM209 189H205L206 191H209ZM215 189V186H214ZM148 190V189H147ZM146 190V191H147ZM172 190V189H171ZM212 192L214 193L213 189L211 188ZM217 190V188H216ZM90 191V190H89ZM140 191V190H139ZM145 191V190H144ZM151 191V189H150ZM191 191V190H190ZM205 191V192H206ZM16 192V191H15ZM132 192V191H131ZM143 192L142 190L140 191V193ZM164 192V191H163ZM169 192V191H168ZM173 192V191H172ZM177 192V191H176ZM183 192V191H182ZM218 192L220 193V191H216L215 195L218 194ZM139 193V192H138ZM148 193V192H147ZM146 193V194H147ZM162 193V192H161ZM223 193L221 195H223ZM227 193V195H228ZM132 196H134L133 198H135V196L137 195L136 192L131 193ZM163 194V193H162ZM177 194V193H176ZM201 194V193H200ZM206 193H204L203 195H205ZM210 194V193H207ZM141 195V194H140ZM139 195V196H140ZM150 195V194H149ZM165 195V194H164ZM168 195V194H167ZM213 195V194H212ZM229 195L228 200H229ZM95 196V195H94ZM138 196V195H137ZM142 196V195H141ZM207 195H205V198ZM209 196V195H208ZM128 197V195H127ZM146 197V196H145ZM164 197V196H162ZM182 197V196H181ZM224 197V196H223ZM234 197V195H233ZM232 197V200H234V198ZM237 197V196H236ZM256 198V203L254 204V200H253V205H252V198ZM11 198V196H10ZM132 198V197H131ZM137 198V197H136ZM140 198V197H139ZM144 198V197H143ZM148 200L150 199V197H148ZM147 198H144V200ZM152 198V196H151ZM175 198V196H174ZM220 198V197H219ZM218 198V200H219ZM60 199H62L60 197ZM159 199V198H158ZM169 199V198H168ZM189 199V198H188ZM196 199V198H195ZM205 199V201H206ZM217 199V198H216ZM216 201V203L218 204L219 202ZM225 199V198H224ZM223 199V201H224ZM140 200V199H139ZM143 200V199H141ZM143 200V201H144ZM187 200V199H186ZM193 200V199H192ZM209 200H212L209 198ZM221 202L222 199H220ZM219 200V201H220ZM12 201V200H11ZM26 201V200H25ZM57 201V200H56ZM96 201V200H95ZM155 201V199H154ZM165 201V200H164ZM167 201V200H166ZM173 201V200H172ZM171 201V202H172ZM176 201V199H175ZM214 201V199H213ZM212 201V202H213ZM243 201V202H242ZM24 203V201H22ZM27 202V201H26ZM31 202H33L31 200ZM160 202V200H159ZM226 202V201H225ZM224 202V203H225ZM228 202V201H227ZM226 202V203H227ZM101 203V202H100ZM136 203V202H135ZM152 203V202H150ZM229 203V205H228ZM227 205L229 206V210L232 204V202H228ZM236 203V202H235ZM237 203H240L239 201ZM20 204V203H19ZM18 204V205H19ZM33 204V203H32ZM138 204V202H137ZM154 204V203H153ZM173 204V203H172ZM175 204V203H174ZM177 204V202H176ZM216 204V205H217ZM222 204V203H221ZM21 205V204H20ZM34 205V204H33ZM224 205V204H222ZM236 205V204H235ZM233 205V206H235ZM162 206V205H161ZM169 206V204L167 205ZM190 206V205H189ZM163 207V206H162ZM177 207V206H176ZM180 207V206H179ZM186 207V205H185ZM238 207V204H237ZM240 208H243L241 205H239ZM15 208V206H14ZM18 208H21V206ZM23 208V212H22V216L20 217L19 220L17 221V227L14 224V226L16 227V230H13L11 233H8V235L5 237L6 241L5 243H8V245H10V249L9 251H7L6 249L0 247V256H4L5 259L1 258L0 262L1 264H30V262L32 261L31 264L34 263V259H36L38 256H41V253L44 250V245L42 242L46 241V239L48 240H57L58 236H55L54 231L56 229V227H59V225H57V217L55 216L53 219H47V220H42V216L40 218V216H38L37 218L39 220H35L36 218L34 217L35 211L36 209H34V207L31 204H23L22 206ZM21 208V209H22ZM166 208V206H165ZM187 208V207H186ZM200 208V207H199ZM202 208V207H201ZM164 209V208H163ZM232 210H234V207H231ZM245 209V208H244ZM40 210V209H39ZM173 210V209H172ZM200 210V209H199ZM221 210V209H220ZM237 210V209H236ZM19 211V210H18ZM87 211V210H86ZM216 211V210H215ZM240 209L238 210L239 213ZM20 212V211H19ZM18 212V214H19ZM40 211H38V214ZM166 212V211H165ZM177 212V211H176ZM21 213V212H20ZM43 213V212H42ZM163 213V211H162ZM179 213V212H178ZM192 213V212H191ZM209 213V212H208ZM231 213V212H230ZM233 213V211H232ZM6 214V213H5ZM133 214V213H132ZM154 214V213H153ZM176 214V213H175ZM182 214V213H181ZM186 214V213H185ZM229 214V213H228ZM36 215V214H35ZM47 215V214H46ZM53 215V214H52ZM90 215V214H89ZM209 215V214H208ZM225 215V214H224ZM233 215H236V213ZM20 216V215H19ZM167 216V215H166ZM223 216V215H222ZM228 216V215H226ZM17 217V215H16ZM51 217V216H50ZM180 217V216H178ZM232 217V216H231ZM230 217V218H231ZM237 217V215H236ZM19 218V217H18ZM44 218V217H43ZM48 218V217H47ZM91 218V217H90ZM93 224L94 227L96 229L102 230L100 228L101 225H109V226H113V228L116 229H123L124 230V224L126 223L124 220H122L120 217L117 216H113V215H105L102 214L98 211H94L93 212ZM223 218V217H222ZM17 219V218H16ZM134 219V218H133ZM6 220V219H5ZM92 220V219H91ZM137 220V219H136ZM135 220V221H136ZM149 220V219H148ZM191 220V219H190ZM218 220V219H217ZM230 220V219H226ZM13 221V220H12ZM47 221V222H46ZM161 221V220H160ZM213 221V220H212ZM216 221V220H215ZM214 221V222H215ZM183 222V221H182ZM202 222V221H201ZM222 222V221H221ZM228 222V221H227ZM226 222V223H227ZM230 222V221H229ZM235 222V220H233V223ZM191 223V222H190ZM189 223V224H190ZM207 223V222H206ZM211 223V222H210ZM168 224V223H167ZM171 224V223H170ZM213 224V222H212ZM215 224V223H214ZM213 224V225H214ZM2 225V224H1ZM90 225V224H89ZM201 225V224H200ZM207 225V224H205ZM210 225V224H209ZM159 226V225H158ZM175 226V225H173ZM171 226V227H173ZM220 226H223V224H221ZM240 227V225H238ZM14 227V229H15ZM162 227V225H161ZM166 227V226H165ZM186 227V226H185ZM206 227V226H205ZM234 227V225H233ZM94 228V229H95ZM176 228V227H175ZM195 228V227H194ZM217 228V226H216ZM215 228V229H216ZM238 228V227H237ZM92 228H90L91 230ZM95 229V230H96ZM169 229V227H168ZM172 229V228H171ZM192 229V228H191ZM202 229V228H200ZM208 229V227H207ZM213 230H215L214 228H212ZM212 229L210 231H212ZM137 230V229H136ZM152 230V229H151ZM217 230V229H216ZM215 230V233H216ZM59 230H57L58 232ZM133 231V229H132ZM139 231V230H138ZM169 231V230H168ZM177 231V230H176ZM195 231V229H194ZM220 231V230H219ZM94 232V231H93ZM97 232V231H96ZM95 232V233H96ZM167 232V231H166ZM171 232V231H170ZM190 232V231H189ZM206 232V231H205ZM214 231H212L213 233ZM238 232V231H237ZM59 233V232H58ZM92 233V230L91 232ZM234 233V231H233ZM54 236H53V235ZM86 234V233H85ZM94 234V233H93ZM129 234V233H128ZM168 235V233H166ZM174 234V233H173ZM182 234V233H181ZM202 234V233H201ZM217 234V233H216ZM235 234V233H234ZM215 235V234H214ZM225 235V234H224ZM63 236V235H62ZM122 236V235H121ZM139 236V235H138ZM156 236V235H155ZM175 236V235H174ZM187 236V235H186ZM216 236V235H215ZM227 236V235H226ZM240 236V237H241ZM94 237V236H92ZM134 237V236H133ZM140 237V236H139ZM157 237V236H156ZM161 236H158L157 238H159ZM168 238V236H166ZM177 237V236H176ZM65 238V237H64ZM91 238V237H90ZM108 238V237H107ZM148 238V237H147ZM190 238V237H189ZM238 237H235V239ZM160 239V238H159ZM169 239V238H168ZM184 239V237H183ZM201 239V238H200ZM209 239V238H208ZM221 239V236H220ZM220 239H218L217 241L219 242ZM239 239V238H238ZM44 240V241H43ZM48 240L46 242H48ZM149 240V239H148ZM182 240V239H181ZM210 240H213L212 238ZM130 241V240H129ZM183 241V240H182ZM187 241L186 240V245H187ZM194 241V240H193ZM222 241L225 242V244L227 245L226 241L221 240V244ZM231 241V240H230ZM245 241V240H244ZM243 241V242H244ZM251 241V244H250ZM4 242V241H3ZM95 242V241H94ZM174 242V241H173ZM178 242V241H177ZM176 242V243H177ZM209 241H207L208 243ZM241 242V243H243ZM93 243V241H92ZM142 243V241H141ZM214 244V241L210 242ZM216 243V242H215ZM220 243V242H219ZM7 245V244H6ZM7 245V247H8ZM161 245V244H160ZM180 245V244H179ZM234 244H232L233 246ZM240 245V244H239ZM238 245V247H239ZM242 245V244H241ZM125 246V245H124ZM136 246V245H135ZM208 247H210V245H207ZM212 246V244H211ZM215 246H219L218 243ZM172 247V246H171ZM185 247V246H184ZM199 247V246H197ZM207 247V248H208ZM220 247V246H219ZM219 247L216 248L218 249L219 252ZM223 247V246H222ZM244 247V244H243ZM54 248V247H53ZM60 248V247H59ZM62 248V246H61ZM66 248V247H65ZM187 248V247H186ZM245 248V247H244ZM202 249V248H201ZM214 249V247L212 248ZM216 249L214 252H216ZM221 249V247H220ZM252 249V250H251ZM177 250V249H176ZM184 250V249H183ZM240 250V249H239ZM246 250V248H245ZM244 250V252H245ZM251 250V251H250ZM168 251V250H167ZM234 251V250H233ZM238 251V250H237ZM242 251V249H241ZM250 251V252H249ZM69 252V251H68ZM184 252V251H183ZM200 252V251H199ZM222 252V251H221ZM220 252V253H221ZM243 251L241 252V254L244 256L246 255V252L244 253ZM67 253V252H66ZM65 253V256L68 255ZM168 253V252H167ZM166 253V254H167ZM207 253V252H206ZM211 253V252H210ZM224 253V252H223ZM231 253V252H230ZM71 254V253H70ZM181 254V253H180ZM195 254V253H193ZM209 254V253H208ZM240 254V255H241ZM164 255V254H163ZM184 255V254H183ZM252 255V254H250ZM249 255V256H250ZM69 256V255H68ZM67 256V257H68ZM238 256V255H237ZM248 256V257H249ZM189 257V256H188ZM218 257V256H217ZM223 257V255H222ZM220 257V258H222ZM247 257V258H248ZM252 258V256H250ZM253 257V258H254ZM86 253L85 252H81L80 253V258L78 260H76V264H84L86 261ZM169 258V257H168ZM175 258V257H174ZM173 258V259H174ZM201 258V257H200ZM199 258V259H200ZM227 261H229L228 257H226ZM244 257H241V260ZM246 258V257H245ZM63 259V258H62ZM160 259V258H159ZM191 259V258H190ZM197 259V258H196ZM223 259V258H222ZM238 259V258H237ZM161 260V259H160ZM188 260V259H187ZM207 260V259H206ZM212 260V259H211ZM219 260V258H218ZM224 260V261H225ZM234 258L231 260L233 261ZM236 260V259H235ZM240 260V258H239ZM238 260V261H239ZM244 260V259H243ZM246 260V259H245ZM248 260V259H247ZM63 261V260H62ZM131 261V260H130ZM140 261V260H139ZM194 261V260H193ZM196 261V260H195ZM199 261V260H198ZM204 261V260H203ZM223 261V260H222ZM250 261H254V260H250L249 258V264ZM40 262V261H39ZM170 262V260H169ZM185 262V261H184ZM147 263V261H146ZM154 263V261H153ZM152 263V264H153ZM172 264V262H170ZM221 263V262H219ZM254 262H252L251 264H253ZM38 264V263H37ZM41 264H57L56 262L53 263L52 260L49 257H45L44 261H41ZM123 264V263H122ZM132 264V263H131ZM143 264V263H142ZM205 264V263H204Z\"/></svg>",
  "mask_w": 264,
  "mask_h": 264
},
{
  "label": "snow or ice",
  "instance_id": "6c2138e0",
  "mask_svg": "<svg viewBox=\"0 0 264 264\" xmlns=\"http://www.w3.org/2000/svg\"><path fill=\"white\" fill-rule=\"evenodd\" d=\"M261 7L264 8V5H262ZM262 14H264V13H262Z\"/></svg>",
  "mask_w": 264,
  "mask_h": 264
}]
</instances>
